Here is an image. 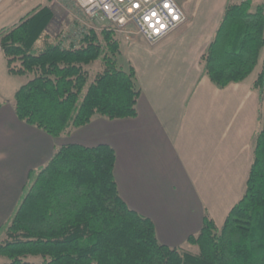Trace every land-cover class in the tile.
I'll use <instances>...</instances> for the list:
<instances>
[{"label":"trees","instance_id":"1","mask_svg":"<svg viewBox=\"0 0 264 264\" xmlns=\"http://www.w3.org/2000/svg\"><path fill=\"white\" fill-rule=\"evenodd\" d=\"M54 17L44 6L0 30L9 72L28 77L14 95L18 117L55 138L98 116L137 117L141 89L135 67L122 64L118 33L82 25L52 40ZM263 48L264 4L230 1L201 57L205 74L220 88L242 83ZM98 59L101 68L90 81L88 67ZM253 89L262 102L264 59ZM260 119L245 191L222 226L206 211L201 230L187 240L198 252L162 243L152 219L125 202L112 146L67 143L28 185L10 223L1 225L4 264H264L262 112Z\"/></svg>","mask_w":264,"mask_h":264},{"label":"crops","instance_id":"2","mask_svg":"<svg viewBox=\"0 0 264 264\" xmlns=\"http://www.w3.org/2000/svg\"><path fill=\"white\" fill-rule=\"evenodd\" d=\"M230 1L212 0L207 4L212 10L210 18H206L193 43L184 48L183 42L177 41L179 33L194 19L185 8L191 0H179L187 21L163 38L172 41L160 48L156 58L144 61L141 68L131 64L141 89L137 117L111 120L98 116L59 138L18 117L13 99L26 80L9 72L0 43V227L10 223L28 185L56 149L67 143L90 147L108 144L115 149L120 194L132 209L152 219L162 243L182 248L189 244L188 238L201 230L206 211L218 224L217 212L225 198L214 205L208 193L214 188L229 191L242 174L247 175V183L254 158L256 124L261 116L260 95L253 86L252 93L246 92L248 97L244 95L240 101L237 94H241L243 82L218 87L205 74L201 60ZM254 3L264 4V0ZM44 6L49 7V3L0 0V30L16 25ZM119 37L124 53L122 42L126 37ZM247 99L250 122L244 132L245 156L236 165L232 181L230 152L229 148L225 152L224 145L237 135V121ZM243 193L224 212L225 219Z\"/></svg>","mask_w":264,"mask_h":264},{"label":"rangeland","instance_id":"3","mask_svg":"<svg viewBox=\"0 0 264 264\" xmlns=\"http://www.w3.org/2000/svg\"><path fill=\"white\" fill-rule=\"evenodd\" d=\"M67 1V2H66ZM181 1V0H180ZM231 1H238V0H231ZM38 4H46L49 3V7L52 9V11L55 14L53 22L49 26L48 33L52 40L59 39L62 35H66L67 33H70V31L73 30L74 33H77L80 29V26L86 25V26H94L95 23L90 19L85 12L73 1V0H37ZM212 2V0H191V2L187 3L186 7L189 12H192L193 14V21L191 26H188L186 29H183L179 33V37L177 41H180L184 48L187 46H190L191 43L194 41V36L199 35L200 28L205 23L206 18H210L212 14V10L210 7H208L207 4ZM69 3V4H68ZM72 4L75 5V8L72 7ZM99 27V25H97ZM102 26H100L101 28ZM197 31H196V30ZM99 30V29H98ZM120 38V37H119ZM184 38V39H183ZM127 40V39H126ZM123 39L122 47L124 49V53H122V64L127 69L129 64H138V66H142V63L148 59L156 58L159 54L158 52L162 49L161 47H165L168 43L172 41V38H167L163 40H159L155 43L150 44L149 42L143 40L141 38L140 42H129ZM130 43V44H129ZM40 45V44H38ZM263 59H264V48L261 53L260 61L256 67V69L252 72V74L240 85V91L241 94H237L240 101H243V96L245 95L248 97V94L246 92L252 93L251 89L252 86L257 79L260 71L263 68ZM132 60V62L130 61ZM127 63V65H126ZM102 60L98 59L95 63L90 65L88 67L90 71V81L95 77L99 69L101 68ZM24 79L27 81L28 77H24ZM258 93V91H257ZM248 99L246 100V103L242 105V114L237 121V124L239 125L238 133L237 135L231 136V142L229 144H225V152H230V177H235L234 175L236 170V165L238 162H242L244 159V150L242 147L244 146V140L246 139L245 131L246 126L250 122V114H249V103ZM260 112L264 114V98L263 101L260 103ZM247 114V115H245ZM237 126V125H236ZM244 126V127H242ZM257 130H259L262 126V121L259 119L257 121ZM243 129V131H242ZM246 146V145H245ZM246 147L245 149H247ZM225 174V178H226ZM246 178L247 175L244 176L243 174L241 177H238V182L235 184H231L230 190H224V191H218L217 188H214L211 190L209 194V200L214 203V205L219 204V200L221 198L223 199V203H221L220 210L217 212L218 216V224L222 225L223 221L225 219L224 212L229 210V207L231 205V202L234 201V199L237 197L239 198L241 194L244 191V188L246 186ZM7 225V224H6ZM3 231L0 232V241L3 239ZM187 251L192 252H198L199 247L196 245L187 244L183 247ZM30 259L32 260H41L42 258L40 256H31ZM7 262V259L5 257L0 256V264H4Z\"/></svg>","mask_w":264,"mask_h":264},{"label":"built area","instance_id":"4","mask_svg":"<svg viewBox=\"0 0 264 264\" xmlns=\"http://www.w3.org/2000/svg\"><path fill=\"white\" fill-rule=\"evenodd\" d=\"M73 1L95 23L93 28H112L128 40L141 37L150 44L163 39L187 21L179 0Z\"/></svg>","mask_w":264,"mask_h":264},{"label":"snow or ice","instance_id":"5","mask_svg":"<svg viewBox=\"0 0 264 264\" xmlns=\"http://www.w3.org/2000/svg\"><path fill=\"white\" fill-rule=\"evenodd\" d=\"M167 6V5H166Z\"/></svg>","mask_w":264,"mask_h":264}]
</instances>
